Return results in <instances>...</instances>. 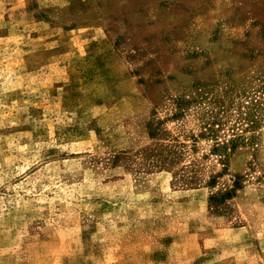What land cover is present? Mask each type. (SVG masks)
<instances>
[{
    "label": "rangeland",
    "instance_id": "374dc122",
    "mask_svg": "<svg viewBox=\"0 0 264 264\" xmlns=\"http://www.w3.org/2000/svg\"><path fill=\"white\" fill-rule=\"evenodd\" d=\"M0 264H264V0H0Z\"/></svg>",
    "mask_w": 264,
    "mask_h": 264
},
{
    "label": "trees",
    "instance_id": "16d2710c",
    "mask_svg": "<svg viewBox=\"0 0 264 264\" xmlns=\"http://www.w3.org/2000/svg\"><path fill=\"white\" fill-rule=\"evenodd\" d=\"M154 130L157 132L156 135H166V133L162 130L158 131L156 127H154ZM153 135V132H151ZM233 139L224 141L222 143L217 142L215 149H222L226 150L227 148H231L233 146ZM183 147L184 143L180 142L176 138H172L169 142H161L157 143L152 147L143 149L144 153L148 155H154L158 157L159 159H156L152 164L155 163H175L179 161L183 156ZM236 184V181L233 182V184Z\"/></svg>",
    "mask_w": 264,
    "mask_h": 264
}]
</instances>
